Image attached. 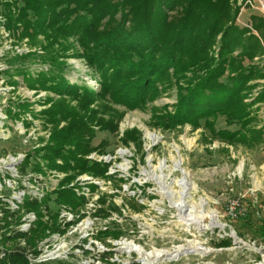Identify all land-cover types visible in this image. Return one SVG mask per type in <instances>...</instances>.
<instances>
[{
    "label": "trees",
    "instance_id": "trees-1",
    "mask_svg": "<svg viewBox=\"0 0 264 264\" xmlns=\"http://www.w3.org/2000/svg\"><path fill=\"white\" fill-rule=\"evenodd\" d=\"M0 4L8 8L5 14L1 13L15 45L24 38L34 45L32 40L39 35L46 40V44L39 45L41 52L17 51L8 62L18 64L43 54L46 60L39 62L47 63L48 68L35 72L19 66L1 70L8 74L7 82L17 86L14 77L21 76L35 95L40 90L54 94L38 100L40 105H49L36 114L43 126L49 127L48 141L42 152H29L21 168H26L31 157L32 170L41 171L38 156L46 161L47 169L66 173L42 201L24 200L22 207L37 213L29 232L12 228L18 222V210L1 208L0 264H30L24 247H32L46 229H58V206L66 204L76 209L85 203V197L68 183L78 173L100 176L106 171L107 163L93 161L86 155L99 150V146L90 144L95 126L114 132L123 115L109 104L127 110L143 108L162 89L175 85L177 101L173 110L151 115L150 125L167 130L188 123L193 128H204L212 139L231 143L251 145L263 140L264 126H257L254 105L264 102V84H258L259 79H264V46L248 29L233 23L238 11L234 0H123L119 4L110 0H0ZM118 13L120 17L116 18ZM252 27L264 44V20L252 16ZM70 38L81 48L75 55L83 57L94 70L93 75L98 76V91L66 77V62L61 60L64 54L52 47L59 44L60 50L69 49L73 46L68 42ZM255 56L258 60H253ZM258 85L260 90L249 97ZM13 104L21 108L13 113L11 107L6 108L13 118L30 105L26 101ZM218 117L226 126L235 127L216 126ZM130 131H125L129 140ZM117 180L119 183L124 179ZM109 213L103 208L95 211L96 216L103 218ZM114 226L99 230L97 237L103 241L104 236L121 237L123 228ZM255 228L264 242V227ZM19 237L26 246L17 245ZM227 245L229 240L223 238L217 243ZM111 254L102 252L99 258L106 264H116L109 260Z\"/></svg>",
    "mask_w": 264,
    "mask_h": 264
},
{
    "label": "rangeland",
    "instance_id": "rangeland-1",
    "mask_svg": "<svg viewBox=\"0 0 264 264\" xmlns=\"http://www.w3.org/2000/svg\"><path fill=\"white\" fill-rule=\"evenodd\" d=\"M110 1L115 4L123 2ZM234 4L238 6V11L233 23L248 29L264 46L252 27V16L264 20L257 0H234ZM7 10L0 4L1 108L6 102L8 106L16 107L10 102L12 99L18 103L26 101L30 105L23 113H30L34 123L38 124L40 121L36 114L49 105H40L38 100L54 94L40 90L35 95L34 90L27 88L22 77L17 75L14 79L18 84L13 87L7 82L8 74L1 70H15L16 66L28 68L31 72L47 69V63L39 62L44 59L43 54L25 58L18 64L10 65L8 62L18 50L41 52L39 45L46 44V40L39 35L32 40L34 45H30L27 38L15 45L4 27ZM1 12H4L3 16ZM116 16L119 18V13ZM68 42L73 46L63 51L59 44L52 47L64 54L61 60L66 62V77L70 82L83 83L98 91L99 85L95 88L98 83H90L95 77L94 70L83 57L75 55L81 52L79 44L71 38ZM262 56L264 58V52ZM258 58L255 56L253 60ZM258 82L264 84V79ZM259 90L258 85L248 96L252 98ZM176 101L175 85H169L143 108L127 110L121 105L109 104L123 112L116 130L109 132L95 126L90 141L92 147L99 146V150L90 151L94 155L91 160L107 163L106 171L100 176L78 173L69 183L74 188H88V196L92 198L96 210L106 209L110 215L94 217L95 210L87 205L90 214H85L80 231L71 237L73 243L81 235V248L87 252L83 250L80 259L81 254L76 255L74 246L70 247L75 254L70 261L76 264H106L99 254L110 250L113 252L110 260L116 264H264V242L255 228L264 227V136L262 141L247 145L212 139L207 130L193 128L188 123L167 130L149 124L151 115L172 111ZM254 108L257 126H264V102L255 104ZM216 123L218 127H235L226 126L222 117H218ZM8 124L10 126L4 127L2 132L11 134V137L0 141V154L26 150L42 152L41 148L49 137V127L43 126L42 121L38 126L25 128L20 122L12 120ZM126 130H131L132 139L127 138ZM146 131L156 138H147ZM39 159V162L46 163ZM176 159L179 160L177 166ZM162 164L167 167L162 168ZM175 166L176 169H173ZM180 169L186 174L182 175ZM58 172L66 176L65 172ZM110 174H115L114 178H108ZM86 176H91L96 183L82 180ZM181 177L195 188L181 192L175 183ZM119 178L124 180L118 183ZM114 225L123 228L124 234L119 239L104 236L106 244L97 237L99 230L106 227L111 230ZM222 238L229 240V245L217 246Z\"/></svg>",
    "mask_w": 264,
    "mask_h": 264
},
{
    "label": "built area",
    "instance_id": "built-area-1",
    "mask_svg": "<svg viewBox=\"0 0 264 264\" xmlns=\"http://www.w3.org/2000/svg\"><path fill=\"white\" fill-rule=\"evenodd\" d=\"M257 2L259 4V10L264 14V0H257ZM18 51L20 52V50ZM90 83H98L95 86L96 88L99 85L98 77L96 78L95 76L94 79L90 80ZM13 101L15 100L12 99L10 102L13 103ZM1 103L0 132H2L4 127L8 128L10 126L8 122H11V120L17 123L20 122L24 128L25 126L33 127L40 125V116H37V119L40 121L38 124L34 123L35 120H33V116H31L30 113H23L25 111L19 113L18 117L13 118L11 116L12 113L14 111L17 112L19 109L15 106L13 108L11 104L8 106L7 102L6 105H3L1 108ZM7 107H11L12 113H8L6 111ZM10 137L11 134L5 135L2 132V135H0V141L9 140ZM33 147L35 146H31V148ZM29 152L31 151H12L0 154V216H2L3 213L1 210L2 207L10 211L18 210L19 219L17 224H14L12 228L22 233L29 232L32 227H34L35 221L37 220L36 211L32 209L25 210L22 207L24 200L28 198L29 200H36L38 202L42 201L47 193L56 189L59 181L63 177V173L53 169H47L45 167V163L41 161L39 162L40 159L38 156L36 159L41 165V171L32 170L31 165L34 160L31 157L28 161V164H25L26 168L22 169L21 166L23 165ZM31 154L33 153L31 152ZM93 156L94 155L90 153L87 155V158L92 159ZM103 159L107 161V158ZM57 161L60 162V160ZM82 180L96 183L91 176H86ZM68 185L75 187L72 183H69ZM74 191L85 197V206H79L76 209H71L66 204H60L58 206V229H46L43 235L35 240L32 247H24L26 251V258L30 264H52L54 262L70 261L69 259L73 258L75 254L77 255V253L81 254V259L82 252L84 250L83 247L81 248V235L77 236L73 243H71V237L77 231H80V225L82 223L83 217H86V215L89 216L90 213L87 211V205L91 207L90 209L92 211H96V205L91 201L92 198L88 196V188H74ZM42 211L45 213L44 208H42ZM94 217L98 216L94 215ZM44 219H47V214H45ZM17 245L26 246V242L23 238L19 237L17 238ZM73 246V251H75V254H72V250H70V247ZM110 259L111 256H109V260ZM110 261L114 262V260Z\"/></svg>",
    "mask_w": 264,
    "mask_h": 264
},
{
    "label": "bare ground",
    "instance_id": "bare-ground-1",
    "mask_svg": "<svg viewBox=\"0 0 264 264\" xmlns=\"http://www.w3.org/2000/svg\"><path fill=\"white\" fill-rule=\"evenodd\" d=\"M145 135H146V137L147 138H149V139H155L156 138V136L153 134V133H151V132H149V131H146L145 132ZM176 162H175V165L177 166L178 164H179V160H175ZM176 166L175 167H173V169H176ZM162 168H165V167H167V166H165L164 164H162V166H161ZM173 169H171V170H173ZM180 171H181V173H182V175H185L186 174V172L184 171V170H181L180 169ZM183 179V177H181L180 179H178V180H176L175 181V183L177 184V185H179V187L181 188V192H184V189H186V190H189V189H193V188H195L194 186H191V185H189V183L186 181V180H182ZM202 202H204V201H202ZM201 202V203H202Z\"/></svg>",
    "mask_w": 264,
    "mask_h": 264
}]
</instances>
